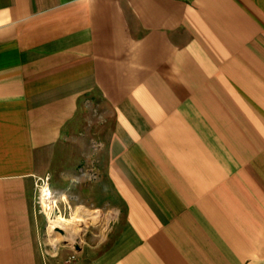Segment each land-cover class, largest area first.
Here are the masks:
<instances>
[{
    "label": "crops",
    "instance_id": "1",
    "mask_svg": "<svg viewBox=\"0 0 264 264\" xmlns=\"http://www.w3.org/2000/svg\"><path fill=\"white\" fill-rule=\"evenodd\" d=\"M0 264H264V0H0Z\"/></svg>",
    "mask_w": 264,
    "mask_h": 264
},
{
    "label": "rangeland",
    "instance_id": "2",
    "mask_svg": "<svg viewBox=\"0 0 264 264\" xmlns=\"http://www.w3.org/2000/svg\"><path fill=\"white\" fill-rule=\"evenodd\" d=\"M100 145L101 143L95 139V140H90L89 141V146L91 151L94 150L93 145ZM101 146V145H100ZM99 146V147H100ZM84 170L88 167L86 165L81 166ZM79 167V168H81ZM85 174V173H82ZM86 177V175H85ZM97 178V176H96ZM95 178V179H96ZM87 179V177H86ZM94 179V180H95ZM77 207V204L72 203L70 208H67V210H60V215H62L63 217L69 218L71 216V214L75 211ZM86 209L89 210H98L100 212V221L99 223L96 224H86V225H82L79 226V237L81 238V240H84L88 245H86V247L90 248V246H98L101 244L102 240L104 239L105 235H106V231L108 230V224L106 222V220H109L111 217L114 216L113 212L109 210L110 209H96L93 207H85ZM59 215V214H58ZM57 216V215H56ZM44 240H47L49 242H51V238L44 236ZM64 243H60V245H58V247L60 249H68V247L64 244ZM47 248H49L47 246ZM60 260H63V263H70L71 261H69L68 257H61ZM65 260V261H64Z\"/></svg>",
    "mask_w": 264,
    "mask_h": 264
},
{
    "label": "bare ground",
    "instance_id": "3",
    "mask_svg": "<svg viewBox=\"0 0 264 264\" xmlns=\"http://www.w3.org/2000/svg\"><path fill=\"white\" fill-rule=\"evenodd\" d=\"M98 220V215L93 210H88L83 207H76L75 211L71 214L69 218L63 217L60 214L53 217L48 224V232L53 243L60 240L66 241L73 244L76 239L74 236H77L78 231L76 230L77 225L81 223H95ZM57 229H62L65 233L71 231L72 235L70 237L64 238Z\"/></svg>",
    "mask_w": 264,
    "mask_h": 264
},
{
    "label": "built area",
    "instance_id": "4",
    "mask_svg": "<svg viewBox=\"0 0 264 264\" xmlns=\"http://www.w3.org/2000/svg\"><path fill=\"white\" fill-rule=\"evenodd\" d=\"M100 145L94 144L92 148L98 149ZM80 173H85L87 179L93 180L97 174L92 167H87L85 170L81 167L78 169ZM35 188L37 192L36 203L40 212L45 216L48 224L49 221L60 214L59 198L50 189L49 177L36 178Z\"/></svg>",
    "mask_w": 264,
    "mask_h": 264
},
{
    "label": "water",
    "instance_id": "5",
    "mask_svg": "<svg viewBox=\"0 0 264 264\" xmlns=\"http://www.w3.org/2000/svg\"><path fill=\"white\" fill-rule=\"evenodd\" d=\"M57 231L61 234H64L65 232L62 229H57ZM66 244V243H65ZM75 249H78V247H75Z\"/></svg>",
    "mask_w": 264,
    "mask_h": 264
}]
</instances>
